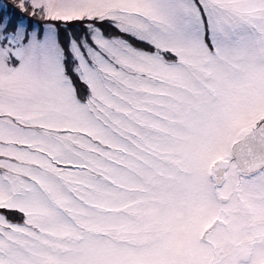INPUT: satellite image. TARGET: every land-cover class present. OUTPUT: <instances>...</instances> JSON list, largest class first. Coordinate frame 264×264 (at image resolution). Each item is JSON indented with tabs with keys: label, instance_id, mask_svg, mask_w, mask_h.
<instances>
[{
	"label": "snow or ice",
	"instance_id": "1",
	"mask_svg": "<svg viewBox=\"0 0 264 264\" xmlns=\"http://www.w3.org/2000/svg\"><path fill=\"white\" fill-rule=\"evenodd\" d=\"M15 7L121 35L0 19V264H264V0Z\"/></svg>",
	"mask_w": 264,
	"mask_h": 264
},
{
	"label": "rangeland",
	"instance_id": "2",
	"mask_svg": "<svg viewBox=\"0 0 264 264\" xmlns=\"http://www.w3.org/2000/svg\"><path fill=\"white\" fill-rule=\"evenodd\" d=\"M17 3H18V0H0V19L5 18V17H8V18H11L12 21H13L15 19V17L18 16L19 19L17 21L15 19L14 22L16 21V23H17V22L23 21L28 26V31L29 32L35 30L38 34L41 35V38L43 37V34L47 30V25L48 24H52L54 26L55 30H56L57 38L59 40L60 45L62 43L61 33H63V32H65V31L68 30V31H70V33L73 34L72 31H76L78 29V21H71V22L46 21V20H44L45 22L44 21H40L42 19H40L39 16L32 17V16L29 15L31 9H29V13H23V12H21L18 8L15 7V5ZM91 23H94V22H91ZM97 23L98 24H95L94 23V25H95V27H98L100 29H101V27L102 28H104V27H113V26H111L107 22H104V23L97 22ZM29 25H32V26H29ZM79 32H81V31H79ZM87 34H88V30L85 28L84 33H82L80 35V37H83V36H85ZM80 37H76L75 38V35H72V38L71 39H79ZM67 47L69 48V46H67ZM67 66H68V60H67ZM68 74L71 76V78L73 80V83L75 84V86L77 88V92H78V90L80 88H82L84 90V92H86L84 96H87V94H88V86L85 83H83L81 80H79L78 77H77V79L79 80V85H77L76 82H75L76 81V78L71 75V72L70 71H68ZM8 211L10 213L7 212V211L6 212H3V211L1 212L0 211V214L5 215L12 222H16V223H19L18 221L22 222L21 220H15L13 217L10 216V215H12L11 212H13V211H10V210H8Z\"/></svg>",
	"mask_w": 264,
	"mask_h": 264
},
{
	"label": "trees",
	"instance_id": "3",
	"mask_svg": "<svg viewBox=\"0 0 264 264\" xmlns=\"http://www.w3.org/2000/svg\"><path fill=\"white\" fill-rule=\"evenodd\" d=\"M15 19H16V21L19 19V17L18 16H16L15 17ZM14 19V20H15ZM14 20H13V23H16V21L14 22ZM40 21H44V20H40ZM45 22V21H44ZM86 22H88V23H91L90 21H86ZM95 24H98L97 22H94ZM85 24L83 23V22H81V21H78V29L76 30V31H72L73 32V34H76V33H79V31H81V30H83V26H84ZM69 34H71V35H73L72 33H70V31H65V32H63V33H61V39H62V41L64 42L65 41V38L67 37V36H69ZM68 71H70L71 72V75L72 76H74L75 78H76V83H78V79H77V77L75 76V74L71 71V69L70 68H68ZM0 211H3V212H9L8 210H6V209H0ZM10 213V212H9ZM12 213V212H11Z\"/></svg>",
	"mask_w": 264,
	"mask_h": 264
},
{
	"label": "bare ground",
	"instance_id": "4",
	"mask_svg": "<svg viewBox=\"0 0 264 264\" xmlns=\"http://www.w3.org/2000/svg\"><path fill=\"white\" fill-rule=\"evenodd\" d=\"M101 30L106 34V35H109V36H114V35H121V33L119 32L118 29L114 28V27H104L102 28L101 27ZM83 31V30H81ZM125 38H128V37H125ZM62 40V39H61ZM62 47L65 49V51L67 52L68 51V47L64 44V42L62 41L61 43ZM139 46V45H137ZM68 59H70L68 57ZM86 92L84 91H81V90H78V94L81 95V96H84Z\"/></svg>",
	"mask_w": 264,
	"mask_h": 264
}]
</instances>
